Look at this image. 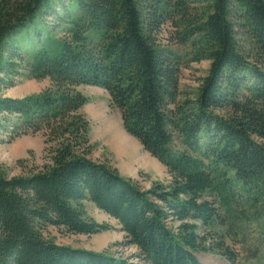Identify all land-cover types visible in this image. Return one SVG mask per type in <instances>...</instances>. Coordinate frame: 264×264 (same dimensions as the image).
I'll return each mask as SVG.
<instances>
[{
    "label": "trees",
    "instance_id": "16d2710c",
    "mask_svg": "<svg viewBox=\"0 0 264 264\" xmlns=\"http://www.w3.org/2000/svg\"><path fill=\"white\" fill-rule=\"evenodd\" d=\"M166 25L194 61H209L192 100L179 99L181 60L159 39ZM20 75L49 86L5 97ZM81 86L106 92L168 185L143 190L91 158ZM11 125L12 137L43 133L49 149L22 176L0 165V264H202L198 254L234 264L216 228L237 207L264 221V0H0V133ZM86 203L135 254L45 236L111 231Z\"/></svg>",
    "mask_w": 264,
    "mask_h": 264
},
{
    "label": "rangeland",
    "instance_id": "374dc122",
    "mask_svg": "<svg viewBox=\"0 0 264 264\" xmlns=\"http://www.w3.org/2000/svg\"><path fill=\"white\" fill-rule=\"evenodd\" d=\"M173 35L174 30L166 25L159 39L163 45L168 46L180 57L179 99L192 100L197 94L201 80L208 73L209 61H194L189 54L188 46L171 41ZM11 80L14 86L2 90V94L18 100L37 96L49 86L48 80L37 81L25 75ZM77 90L87 100L80 113L89 122L88 138L93 145L91 158L107 162L118 171L120 176L135 180L143 190L151 188L154 184L168 185L171 179L166 168L124 131L120 115L115 108L110 107L106 92L90 86H81ZM8 127V132L0 133V165L6 177L22 176L41 167L46 162L49 149L43 133H28L12 137L10 129L14 126ZM85 208L89 218L98 223L110 224L113 229L84 236L65 234L58 229L48 228L45 236L57 245L86 251H106L123 258H130L135 254L133 247H124L122 244L124 235L115 221L99 212L91 204L86 203ZM236 212L238 214L232 223L226 218L225 226L216 228L221 234H226L227 246L234 251L236 256L234 264H264L263 219L255 218L248 206L237 207ZM197 258L202 264H230L209 254H198Z\"/></svg>",
    "mask_w": 264,
    "mask_h": 264
}]
</instances>
